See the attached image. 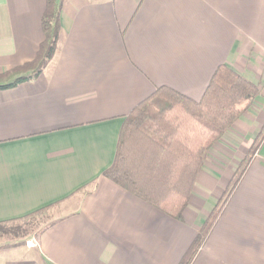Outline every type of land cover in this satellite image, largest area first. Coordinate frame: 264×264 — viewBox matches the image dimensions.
Masks as SVG:
<instances>
[{
  "label": "crops",
  "instance_id": "1",
  "mask_svg": "<svg viewBox=\"0 0 264 264\" xmlns=\"http://www.w3.org/2000/svg\"><path fill=\"white\" fill-rule=\"evenodd\" d=\"M46 3L0 0V74L36 58ZM61 26L45 71L0 91V226L42 223L0 264H180L228 195L191 264H264V144L237 175L264 126V0H64ZM221 65L261 94L236 106L181 222L104 173L141 102L161 87L199 102Z\"/></svg>",
  "mask_w": 264,
  "mask_h": 264
},
{
  "label": "trees",
  "instance_id": "2",
  "mask_svg": "<svg viewBox=\"0 0 264 264\" xmlns=\"http://www.w3.org/2000/svg\"><path fill=\"white\" fill-rule=\"evenodd\" d=\"M63 2L47 0L42 20L45 39L36 58L1 73L0 91L37 79L52 63L61 45ZM260 94L258 86L226 65L217 68L199 102L169 87L157 89L127 118L114 164L104 176L182 222L210 151L240 118L236 106L247 100L248 109ZM263 144L264 126L243 161V168H239L243 169L241 172ZM229 197L217 204L180 264H191Z\"/></svg>",
  "mask_w": 264,
  "mask_h": 264
},
{
  "label": "rangeland",
  "instance_id": "3",
  "mask_svg": "<svg viewBox=\"0 0 264 264\" xmlns=\"http://www.w3.org/2000/svg\"><path fill=\"white\" fill-rule=\"evenodd\" d=\"M243 161L241 165L239 166V168L240 167L243 168L242 166ZM239 168H238L237 175H240L241 170H243V169L239 170ZM41 225H42L41 216L36 215L35 217H31L26 220H21L16 223L9 224L5 227H1L0 228V246L4 243L12 242L13 240H24L25 241L28 238H35L39 234V231H40L39 229L41 228Z\"/></svg>",
  "mask_w": 264,
  "mask_h": 264
}]
</instances>
